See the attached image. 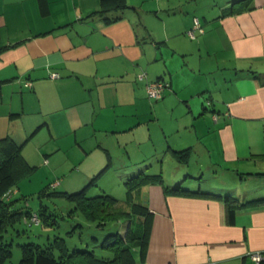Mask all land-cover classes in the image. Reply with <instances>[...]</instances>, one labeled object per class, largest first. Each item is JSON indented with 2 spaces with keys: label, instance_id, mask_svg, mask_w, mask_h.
<instances>
[{
  "label": "crops",
  "instance_id": "0c3cea01",
  "mask_svg": "<svg viewBox=\"0 0 264 264\" xmlns=\"http://www.w3.org/2000/svg\"><path fill=\"white\" fill-rule=\"evenodd\" d=\"M167 1L189 9L161 10L149 35L131 0L112 23L95 13L101 0H0V139L30 166L67 163L64 192L97 175L107 194L158 175L137 195L151 224L136 264H253L264 252V0ZM159 79L169 87L150 100L145 83ZM176 187L246 206L228 222L222 199L165 193Z\"/></svg>",
  "mask_w": 264,
  "mask_h": 264
},
{
  "label": "trees",
  "instance_id": "16d2710c",
  "mask_svg": "<svg viewBox=\"0 0 264 264\" xmlns=\"http://www.w3.org/2000/svg\"><path fill=\"white\" fill-rule=\"evenodd\" d=\"M242 2V9L250 6L252 0H239ZM131 9L125 0H101V7L95 13L102 16L124 12ZM236 10H233L235 12ZM237 12V11H236ZM106 22L112 23L119 17L106 16ZM189 30V29H188ZM187 30V31H188ZM186 33V32H185ZM160 80V79H159ZM184 151L175 152L177 160L183 159ZM264 159V155L260 156ZM36 167L30 166L21 153V146L16 145L10 138L0 139V264H7L10 260L12 252V243H8L4 239V235L9 231H14L16 236H20L17 225L21 221L28 227H38L42 223L49 226L48 220L51 215L43 209V205L39 206L37 211L25 210L24 212L18 208L20 199L15 192L20 180L29 176ZM93 178L87 186L77 193L68 194L63 192L67 198L74 200V211L81 216L87 224L94 225L98 229H104L108 225H116L118 228L114 233L106 235L100 242V247L109 256H96L93 250L88 248H78L81 240H74V235L80 231L85 224H76L72 228L66 230L63 235L53 234L45 239V243L37 241H29L28 243L18 244L22 251V257L17 264H136L135 252L140 261L143 260L148 243V232L151 224V214L145 204L146 200L139 198V189L145 185L153 183L158 175L150 176L143 173H137L126 179L123 183L126 189V203L129 205L127 209H123L122 205L116 203L114 198L107 195H97L95 197H87L86 191L90 186H95L96 178ZM60 185L59 180L48 183L43 192L48 195ZM52 190V192H50ZM10 192V197L4 195ZM42 192V191H41ZM137 196L138 202L134 201L133 194ZM137 193V194H136ZM165 193L182 196V197H205L222 199L225 206V214L228 222H232L235 213L243 208L245 203H239L236 198L231 196H218L204 192H194L181 188H165ZM40 198V196H39ZM256 204L264 203V200H258ZM103 210V211H102ZM36 217L38 223L32 221ZM55 225V221L52 220ZM135 224V225H134ZM122 228H125L122 230ZM57 230V228H56ZM78 231V232H77ZM26 232V229H22ZM13 234V233H12ZM28 236V240H30ZM35 239L41 235L36 234ZM96 244L98 238H91ZM93 249V248H92ZM264 264V258L258 263Z\"/></svg>",
  "mask_w": 264,
  "mask_h": 264
},
{
  "label": "rangeland",
  "instance_id": "374dc122",
  "mask_svg": "<svg viewBox=\"0 0 264 264\" xmlns=\"http://www.w3.org/2000/svg\"><path fill=\"white\" fill-rule=\"evenodd\" d=\"M131 2L137 3L138 6L142 7L141 13L136 16V27L140 30L141 34H144V32H146L149 35L156 34L157 28L159 26L161 27L160 23L157 20V14L160 13L161 10L166 11L168 6L174 7V11L177 12V16H180L184 15V12L178 10L180 9V7L189 9V6L187 5L177 7L175 6V4H170L167 0H131ZM131 2H129V4ZM176 2L177 0L172 3ZM130 5L133 6V4ZM161 15L164 16V14ZM187 39L195 41L198 38L196 37L192 39L187 37ZM36 167L37 168L35 169V171L29 174V176L20 180L17 188H15L19 190L18 198L20 199V201L18 202V208H20V210H22L23 212L25 210L37 211L39 206L41 207V205H43V209L45 208L46 211H48L47 214L51 215V219L48 220V224L50 225L46 226L44 225V223H42V225L38 227H28L25 225V223H23V221H21L19 225L16 226L20 232V236H16V233L12 230L9 231L8 235H6L5 237V240L8 241V243L10 242V240H12V255L7 264H17L18 261L21 259L22 251L18 247V244H24L34 240L38 243H45V239L49 237L51 239L54 233L57 235H63L66 230L72 228L76 224H85V226L81 230L78 229V231L80 232L77 231L78 233H76L73 238L74 240L82 239L79 246L77 245L78 248H88L90 250H93L95 255L98 257H100V255L103 257L109 256V253H106L105 250L102 251L100 247L94 246H99L100 242L106 235L114 233L118 229L116 225L111 224L104 229H98L94 225L87 224L85 220L81 216H79L76 211H74L76 202L67 198L65 194H61L64 192L63 190H61V186H58V188L53 191L55 193H51L52 195H48L47 192H43L47 187L48 183H51L55 180H60L61 185V180L63 176L59 170L65 168L68 169L67 171L69 172V165L65 163L62 165V167L60 165V167L54 169V166L50 165L49 160L43 158L42 162ZM134 175L135 174H132L131 176H128L124 179L126 180ZM124 181L115 182V184H118V188L115 187L114 190H108V193L111 194H107L101 192V189H99V184L104 185V182L97 180L93 182L96 184L94 187H92L93 189H91V191H86V196L90 198L95 197L97 195H107L111 198H114L117 204L122 205V207H124L123 209H127L129 205L126 203L127 197L126 189L123 185ZM78 191L66 193L68 195L77 193ZM50 192H52V190H50ZM133 199L135 202H138L135 193L133 194ZM52 220L55 221V225H52ZM24 228L26 229V232H22V229ZM124 229L125 228H122V230ZM36 234L41 235V237H38L37 240L34 237ZM28 236H30V240H28ZM92 237L98 238L97 244L91 239Z\"/></svg>",
  "mask_w": 264,
  "mask_h": 264
},
{
  "label": "built area",
  "instance_id": "2783aa9c",
  "mask_svg": "<svg viewBox=\"0 0 264 264\" xmlns=\"http://www.w3.org/2000/svg\"><path fill=\"white\" fill-rule=\"evenodd\" d=\"M203 33L202 25L198 18H194L192 27L186 31V36L189 38H196L198 34ZM52 79L59 78L58 74H51L50 76ZM145 74L141 73L138 75V78L140 80L145 79ZM169 87V82L165 80H155V81H146L145 83V91L150 100L158 101L162 99L163 94L165 90ZM12 193H15L14 191ZM10 192H7L4 197L8 198L10 197ZM32 221L35 223H38V220L36 217L32 218ZM249 258L253 262V264H258L262 258H264V252H255L252 254H249Z\"/></svg>",
  "mask_w": 264,
  "mask_h": 264
}]
</instances>
